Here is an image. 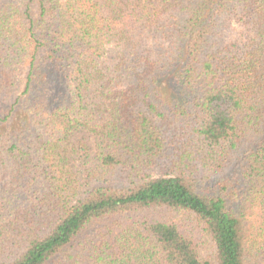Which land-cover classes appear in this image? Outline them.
Returning a JSON list of instances; mask_svg holds the SVG:
<instances>
[{"label": "trees", "instance_id": "trees-1", "mask_svg": "<svg viewBox=\"0 0 264 264\" xmlns=\"http://www.w3.org/2000/svg\"><path fill=\"white\" fill-rule=\"evenodd\" d=\"M0 264H264V0H0Z\"/></svg>", "mask_w": 264, "mask_h": 264}]
</instances>
